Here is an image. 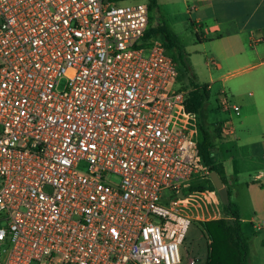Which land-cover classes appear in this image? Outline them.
<instances>
[{"label": "built area", "instance_id": "2783aa9c", "mask_svg": "<svg viewBox=\"0 0 264 264\" xmlns=\"http://www.w3.org/2000/svg\"><path fill=\"white\" fill-rule=\"evenodd\" d=\"M148 12L0 0V264L182 263L198 120Z\"/></svg>", "mask_w": 264, "mask_h": 264}, {"label": "rangeland", "instance_id": "374dc122", "mask_svg": "<svg viewBox=\"0 0 264 264\" xmlns=\"http://www.w3.org/2000/svg\"><path fill=\"white\" fill-rule=\"evenodd\" d=\"M141 2L145 3L149 8L148 27L156 28L157 26H165L168 31L174 33L184 46L191 68V74L195 77V83L207 84L209 86V98L201 107L196 118L199 127L201 125L210 133L213 132L214 125H220L223 137L214 139V148L218 144L215 152L220 156H226L229 160L227 161L228 171L231 174L235 170V159L232 158L235 155L234 146L232 144L229 145L226 141H233V138L242 140L252 138L260 133V129L256 123V116L251 114V104L257 92V85L260 81H264V75L262 71L263 68L260 66H253L258 63L257 59H252L251 50L253 48L248 46V42L245 38H242L245 44V51L249 54L250 61L248 60L247 62L238 64L220 61V58H223L226 48L225 42H211V40H208L215 38V33H213L214 30H210V34L208 36L206 35L207 40L200 41L196 35V28L192 25V19L185 13V8L181 4L168 5L158 3L152 6L149 4L148 0H141ZM206 24L209 25V23ZM154 38L161 40L158 37ZM167 52L172 55L171 51L167 50ZM218 62L222 65V69L220 70H217L215 67V63ZM182 87H189V82L187 75L179 70L178 77L173 81L171 88L180 89ZM224 97L230 101L231 105H236L240 109L238 114L234 113L232 110L224 111L220 108L219 103ZM243 115L247 116L243 117ZM225 122L231 123L234 132L233 135L228 134V132L221 127V124H218H224ZM197 140H200V136H197ZM249 149L253 150L252 148ZM249 149L241 148L239 149V153L243 151L246 154L247 152L245 151ZM251 154L253 153H250V155ZM238 162L240 161L238 160ZM245 163L246 161L244 160L243 163H239L238 166L243 168ZM248 175L249 173H240L239 175L233 173V176L228 178V188L230 190L229 192L232 194L230 199L233 201L237 198L242 204V216L246 219L249 216L255 217L248 200L251 195H258L256 190L246 189L245 183L252 180V177H248ZM250 175L253 176V173H250ZM235 176L237 183H235ZM198 186H204L206 190L203 193L194 191L193 188ZM189 188L192 189L190 190ZM182 191L185 199V212L192 216L194 221L187 231L183 245L180 247L182 256L181 264H187L189 261H192L194 264H206L209 240L201 230V222L224 217L222 204L217 191L209 179V170L200 165L199 177L186 183ZM171 195L172 193L165 192V203L171 199ZM258 218L259 216L256 219ZM248 225L249 224L246 222L245 227L247 228ZM244 233L250 238L249 247L252 257V263L250 264H258L255 257L258 244L253 237L257 235L258 232L253 235L246 231H244Z\"/></svg>", "mask_w": 264, "mask_h": 264}, {"label": "crops", "instance_id": "0c3cea01", "mask_svg": "<svg viewBox=\"0 0 264 264\" xmlns=\"http://www.w3.org/2000/svg\"><path fill=\"white\" fill-rule=\"evenodd\" d=\"M155 3V5L158 3L168 5L181 4L185 8V13L192 19V23H194V27L196 28L197 38L200 41L207 40L210 30H214L215 38L208 40H211V42L224 41L226 46L223 58H220V61L235 64L247 62L249 60V54L245 51V44L242 39L245 38L248 46L253 48L251 50L252 59L254 58L258 61L253 66L263 68L264 75V0H155ZM206 23H209V25ZM215 67L217 70L222 69L220 62L215 63ZM251 106V114L256 116V123L260 129V133L252 138L243 140L233 138V141H226L229 145L232 144L234 146L235 155L233 154L234 156L232 157L235 159L234 172L230 174L228 171L227 161L229 160L226 156H220L215 152L218 144L214 148L213 156L215 163L222 164L223 177L227 182V190L229 189L228 178L233 176V173L236 175L240 173H249L250 175V173H253V176L248 175V177H252V180L245 183V186L247 190L251 189L258 192L257 196L250 194L251 196L248 200L255 217L249 216L247 219L244 218L242 216V204L237 198L233 201L231 199V201L239 207L243 234L245 235L244 231L252 235L258 232L257 235L253 236L258 244L255 257L258 264H264V226L258 228L259 222L264 220V81H260L257 85V92L252 100ZM246 116L243 115V117ZM233 134L234 132L232 130L230 135ZM222 135L221 137H223ZM241 148H252L253 150L249 149L245 151L247 152L246 154L243 151L239 153V149ZM250 153L253 154L250 155ZM244 160L246 161L245 166L241 168L238 165L239 163H243ZM234 178L235 183H237L236 176ZM231 195L230 192V197H232ZM257 215L259 216L258 219H256L258 217ZM246 222L249 224L247 228L245 227ZM245 237L248 239L249 245L250 238L246 235ZM249 253L250 264L252 263L250 247Z\"/></svg>", "mask_w": 264, "mask_h": 264}, {"label": "trees", "instance_id": "16d2710c", "mask_svg": "<svg viewBox=\"0 0 264 264\" xmlns=\"http://www.w3.org/2000/svg\"><path fill=\"white\" fill-rule=\"evenodd\" d=\"M116 2L130 0H113ZM149 4L154 6L155 0H148ZM193 26L194 23H192ZM158 37L164 43L165 49L171 51L172 59L177 65L178 71L187 75L189 87H182L185 91L184 106L187 112L198 114L203 104L209 98V86L207 84L195 83V77L191 74L190 64L185 53L184 46L178 37L168 31L165 26H157L156 28L148 27L145 32L146 39H154ZM221 127L223 126V123ZM198 136L200 140L197 142L198 164L211 171H215L219 176L222 184L227 186L226 179L223 177V167L221 163H215L214 139L221 138L220 125L213 127L210 133L207 129L198 124ZM190 190L192 188H189ZM194 191L203 193L206 190L204 186L193 188ZM229 201L227 205H222L224 217L214 220L201 222V230L208 238L207 246L208 257L206 264H249L250 253L248 239L242 231V222L240 211L237 204L231 201L228 189Z\"/></svg>", "mask_w": 264, "mask_h": 264}, {"label": "water", "instance_id": "95a60500", "mask_svg": "<svg viewBox=\"0 0 264 264\" xmlns=\"http://www.w3.org/2000/svg\"><path fill=\"white\" fill-rule=\"evenodd\" d=\"M209 179H210L213 187L217 191V194H218V197L220 199L221 204L227 205V203L229 201V194H228L227 187L222 184L219 176L217 175V173L215 171H211L209 173ZM178 197L182 198L183 195L181 193H179Z\"/></svg>", "mask_w": 264, "mask_h": 264}]
</instances>
